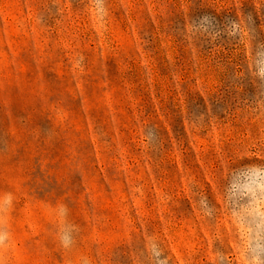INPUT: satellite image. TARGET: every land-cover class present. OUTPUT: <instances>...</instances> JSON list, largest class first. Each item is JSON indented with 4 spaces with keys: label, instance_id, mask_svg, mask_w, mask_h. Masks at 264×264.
I'll return each mask as SVG.
<instances>
[{
    "label": "rangeland",
    "instance_id": "obj_1",
    "mask_svg": "<svg viewBox=\"0 0 264 264\" xmlns=\"http://www.w3.org/2000/svg\"><path fill=\"white\" fill-rule=\"evenodd\" d=\"M0 264H264V0H0Z\"/></svg>",
    "mask_w": 264,
    "mask_h": 264
}]
</instances>
